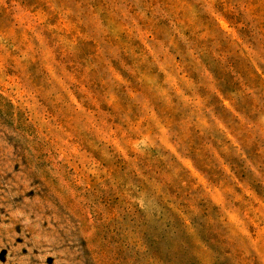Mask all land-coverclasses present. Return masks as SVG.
Returning a JSON list of instances; mask_svg holds the SVG:
<instances>
[{
    "label": "rangeland",
    "instance_id": "374dc122",
    "mask_svg": "<svg viewBox=\"0 0 264 264\" xmlns=\"http://www.w3.org/2000/svg\"><path fill=\"white\" fill-rule=\"evenodd\" d=\"M0 264H264V0H0Z\"/></svg>",
    "mask_w": 264,
    "mask_h": 264
}]
</instances>
